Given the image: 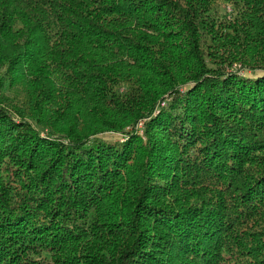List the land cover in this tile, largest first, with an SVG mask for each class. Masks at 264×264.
Segmentation results:
<instances>
[{"label": "trees", "instance_id": "1", "mask_svg": "<svg viewBox=\"0 0 264 264\" xmlns=\"http://www.w3.org/2000/svg\"><path fill=\"white\" fill-rule=\"evenodd\" d=\"M0 264H264V0H0Z\"/></svg>", "mask_w": 264, "mask_h": 264}, {"label": "rangeland", "instance_id": "2", "mask_svg": "<svg viewBox=\"0 0 264 264\" xmlns=\"http://www.w3.org/2000/svg\"><path fill=\"white\" fill-rule=\"evenodd\" d=\"M219 11L221 14H224L225 12L230 13L231 7L221 6L219 8ZM5 100L7 102V106L10 110L14 111V107L20 108L23 107L26 102V96L20 88H11L9 90H6L4 93Z\"/></svg>", "mask_w": 264, "mask_h": 264}]
</instances>
